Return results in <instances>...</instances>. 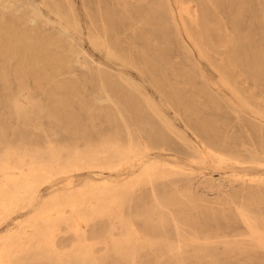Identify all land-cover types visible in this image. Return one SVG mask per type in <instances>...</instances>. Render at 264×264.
Wrapping results in <instances>:
<instances>
[{"label": "rangeland", "instance_id": "obj_1", "mask_svg": "<svg viewBox=\"0 0 264 264\" xmlns=\"http://www.w3.org/2000/svg\"><path fill=\"white\" fill-rule=\"evenodd\" d=\"M204 9L194 0H0V20L38 43L26 64L0 37V264H264V0H206ZM102 22L108 51L96 45ZM54 54L71 69L46 61ZM46 74L63 81L56 93L66 101H47ZM99 75L140 105L152 141L137 129L134 150L116 139L118 93L99 94ZM79 101L109 118L91 122ZM54 106L71 109L85 140L49 117ZM222 141L239 154L207 148ZM185 188L192 198L170 205ZM186 219L181 242L163 233Z\"/></svg>", "mask_w": 264, "mask_h": 264}, {"label": "bare ground", "instance_id": "obj_2", "mask_svg": "<svg viewBox=\"0 0 264 264\" xmlns=\"http://www.w3.org/2000/svg\"><path fill=\"white\" fill-rule=\"evenodd\" d=\"M183 1L185 2L186 0H183ZM194 1L196 2V4H198V6L200 8H202L203 12H205L204 6L206 5V0H194ZM240 3L242 5V1ZM73 20L75 21L74 16H73ZM33 22L35 23L36 21H33ZM193 24L196 25L195 23H193ZM197 25L199 26V24H197ZM200 30H201V33L204 34L203 36H204V41L206 42V44H205L206 48L208 50H213L212 43H211L212 42V39L207 35L206 30L203 29L202 26H201V29ZM96 32H97V36L95 37L96 45L100 49H102V50H105V51L110 50L111 48H109L110 47L109 46V42L111 41L110 35L112 34V32H111V30L109 28V24L107 22H102V24H101L100 27H96ZM225 32H226V30H225ZM29 34H32V32L28 33V30L27 29H23L22 30L21 28L11 27V26H8L7 25V22L5 20L4 21L3 20H0V37H1V39L4 40V41H7L8 45H9V48H11L12 45L13 46H16L17 45V48L20 51H18L17 53L13 54L12 56L16 57L17 60L20 61V62H23V60H24V62L26 64H29L30 63V61L28 60L30 54L24 53V51H28L29 49H35V48L37 49V44H38L36 42L37 39L31 38V36ZM66 40H69V39H66ZM51 45H53V43ZM201 53L204 54L203 48L201 50ZM23 55H25L27 57L24 58ZM56 55L57 54L49 55V59L46 60V61L51 62L52 64H54L56 62L57 66H63L65 68H67L68 70H70L71 69L70 68L71 67L70 65L73 62V60H70V61L59 60V58L56 57ZM51 56H54V57H51ZM83 58H85V57H83ZM31 60H33V59H31ZM85 61H87V60H85ZM45 63L46 62H41V61H39L37 59V60H34L33 62H31V65H33V66L38 67V68L41 69V67L43 65H45ZM88 65H86V66H88ZM93 65H91V66H93ZM98 68H99L98 70H99V72L101 74L103 71L100 69V67H98ZM5 69L6 68H4V70ZM48 69H51V68L48 67ZM53 69H51V70H53ZM58 69H59V67H58ZM64 70L65 69H60V70L54 71L57 74V76H55V77H57L58 79H60L63 76ZM94 70H95V68H94ZM95 73H96V70H95ZM37 74H39V73L37 72ZM91 75H92V73H91ZM39 79H41V78H39ZM39 79H37V80H39ZM19 81L20 82L22 81V77H20V80ZM42 82L43 81H41V83ZM44 82H46L47 86L49 88H51V91H49L47 89L48 92H49V94H47V101H61V102L62 101L63 102L66 101L64 96H60V95H58L56 93V91H60L59 89H62L63 88L62 87V86H64L63 81L62 82H60V80L55 81L54 76H50V75H47L46 74V77L44 78ZM59 82L62 83V85ZM108 84H107L106 80L104 79V77H102V75H99V77H98V86H97L98 87V93L99 94H104L109 99H111L110 92L112 90L115 91V93H118V102L115 103L117 105L115 117H117L116 118L117 119L116 121L118 123H116V121L113 120V121H115L114 124L115 123L118 124L117 125L118 126V137H116V139L118 138V141H123L124 143H126L128 145V148L130 150H134V149L138 148V144H139V141H138V139L136 137V132L134 130V129H137V131L140 132L142 135L143 134L146 135L145 136L146 137L145 139L147 141H152V137H149L150 135L145 134L144 129L141 127L142 120L140 119L141 121H139L138 118H137L139 116H143V112H144L142 110V108L140 107V105H139V107L141 109L139 110V107L137 108V106L131 102V99L129 97H124V96H127L124 92L120 93V92H118V89H116L114 86H113L114 88L108 87ZM42 86H43V84H42ZM66 86H67V84H66ZM67 88L69 89L70 87L67 86ZM71 89L74 90V88H71ZM42 90H43V88H42ZM236 95L238 97H241V95L238 92H236ZM71 96H73V95H71ZM75 97L78 98L79 96H75ZM122 97L125 99V101L123 100ZM72 98H74V97H72ZM120 98H122L123 101ZM78 100H76V101H78ZM113 102H115V101H113ZM77 103H79V105L81 107V108L80 107L79 108L82 109L84 111V113H87L88 116H90L89 118H91V120H90L91 122H94L95 119H99V120H100V118L103 119L102 117H108V115H109L106 111H104V109H99V108L95 107L94 105L88 104L85 101H79ZM245 104L246 105H249V106L252 105L251 103L246 102V101H245ZM180 105H181V108H183L184 112L187 115L194 114V111L190 108V106H191L190 103H183V104L180 103ZM15 109L17 110V113L20 114V116H22L21 109H20V106L18 104L15 105ZM53 109H54V112H49V117L50 118H53V120L55 121V123L58 122V125H59V127H61V129H63L67 133L70 132L75 137H78V138H80L82 140H85V138H86L85 137L86 131H85L84 127L81 126L82 124L80 125V123L77 122L78 120H76V118L74 119V117H73L74 114H73V112L71 113V109L69 111V109L66 110L64 107H62V109H64V112L63 113L62 112L61 113H58V112H56V110L58 108L56 109V106H54V108L53 107H49L48 110L51 111ZM256 112L257 113H262V111H260V110H257ZM133 115H134V117L136 116V119H134ZM76 116H78V115L76 114ZM99 120H96V121H99ZM111 121H112V117H111ZM107 122H108V120H107ZM109 123H107V124H109ZM114 127H115V125H114ZM253 127H256V125H253ZM115 128L117 129V127H115ZM5 135H6V133H5ZM222 144L223 145H222V148L220 150H218L217 148H215L212 144H207V148L210 150V152H213V153H215V154H217V155H219L221 157L222 156H227V155H237V154H239V150H238V147L239 146L238 145L233 144V143H228L227 141H222ZM78 160L81 161L82 160L81 157H79ZM146 171L147 170L144 169L143 172H146ZM151 194H153V196L159 201V204L162 205L163 201L161 200V197L159 196V194H156V192H153ZM191 198H192V194L187 190V188H185L183 190V192L180 193V198H179V201L180 202L177 199H173V202L170 203V205H179V203H182L183 204V202L189 201ZM253 198H254V196H253ZM186 221L187 222L185 224L184 223H176L175 225H173L174 226V229L172 231H167V227L172 226L171 222L167 221V222H165L163 224V227L164 228H163L162 231H163V233L165 235H168V233H174V234H176L178 236V238H179L178 240L181 242L180 237H181L182 233L185 232V229L184 228L185 227H191V222H189L188 219H186Z\"/></svg>", "mask_w": 264, "mask_h": 264}]
</instances>
